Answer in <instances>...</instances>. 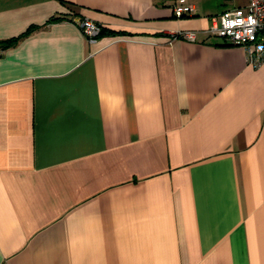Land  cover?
I'll return each mask as SVG.
<instances>
[{"label":"crops","instance_id":"crops-1","mask_svg":"<svg viewBox=\"0 0 264 264\" xmlns=\"http://www.w3.org/2000/svg\"><path fill=\"white\" fill-rule=\"evenodd\" d=\"M178 1L0 0V264H264V66Z\"/></svg>","mask_w":264,"mask_h":264},{"label":"built area","instance_id":"built-area-1","mask_svg":"<svg viewBox=\"0 0 264 264\" xmlns=\"http://www.w3.org/2000/svg\"><path fill=\"white\" fill-rule=\"evenodd\" d=\"M231 1L234 6L213 17L208 32L230 45L243 48L250 66H264V0ZM174 11L178 16H184L192 14L194 9L186 0H179ZM80 27L90 43L96 42L103 30L101 25L91 20H83ZM178 38L194 42L196 33L183 32Z\"/></svg>","mask_w":264,"mask_h":264},{"label":"trees","instance_id":"trees-1","mask_svg":"<svg viewBox=\"0 0 264 264\" xmlns=\"http://www.w3.org/2000/svg\"><path fill=\"white\" fill-rule=\"evenodd\" d=\"M54 21H59V19H57V18H53V19L51 20V22H54ZM107 31H108V30H106V29L103 28V30H102V32H101V35L98 37V39H99L101 36H103L104 34H106ZM109 33H110V34H113V35H116V34H117L116 32H109ZM16 41H17V39H14V40H10V41L4 42V44H2V48H3V49H7V48L11 47L12 45H14Z\"/></svg>","mask_w":264,"mask_h":264}]
</instances>
